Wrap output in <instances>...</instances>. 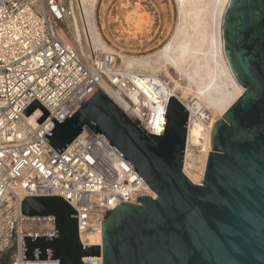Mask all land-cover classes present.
I'll use <instances>...</instances> for the list:
<instances>
[{
  "label": "water",
  "instance_id": "obj_1",
  "mask_svg": "<svg viewBox=\"0 0 264 264\" xmlns=\"http://www.w3.org/2000/svg\"><path fill=\"white\" fill-rule=\"evenodd\" d=\"M223 54L244 90L211 130L201 186L182 174L188 111L171 97L160 136L136 127L96 88L42 139L59 155L82 132L101 135L145 181L156 199L122 203L101 222L102 245L82 246L77 214L62 197H26L25 217L52 216L54 237H22L23 261L83 264H264V0H230L222 25ZM41 124L48 114L37 103ZM15 242L14 230L8 255ZM3 253V252H1ZM5 260V262H6Z\"/></svg>",
  "mask_w": 264,
  "mask_h": 264
},
{
  "label": "built area",
  "instance_id": "obj_2",
  "mask_svg": "<svg viewBox=\"0 0 264 264\" xmlns=\"http://www.w3.org/2000/svg\"><path fill=\"white\" fill-rule=\"evenodd\" d=\"M77 27L80 42L74 37ZM135 82H145L143 75L122 70L114 54L94 50L76 0H0V224L11 211L9 204L14 213L7 236L0 240V253L8 248L13 229L11 264H59L49 260V252L47 260L38 261V250L35 261L22 259V237L34 242L35 237L55 236L52 216L21 214L26 197H62L77 214L82 246L81 235L101 234L104 215L119 204L156 199L101 135L83 130L59 155L42 139L54 129L53 118L62 123L100 84L125 100L127 110L115 105L136 127L160 136L167 104L159 114L148 109L138 114L130 99L138 90ZM177 101L188 111L182 174L201 186L207 160L201 146L188 142V131L193 122L206 128L209 115L202 107L193 110L191 103ZM33 103L48 114L41 124L39 109L25 114ZM35 112L39 115L31 119ZM82 263L102 264V258H83Z\"/></svg>",
  "mask_w": 264,
  "mask_h": 264
},
{
  "label": "bare ground",
  "instance_id": "obj_3",
  "mask_svg": "<svg viewBox=\"0 0 264 264\" xmlns=\"http://www.w3.org/2000/svg\"><path fill=\"white\" fill-rule=\"evenodd\" d=\"M76 1L81 6L94 50L114 54L122 70L132 75H143L145 82H135L138 90L130 95L133 109L138 114L141 115L145 109L158 114L163 112L173 96L191 103L193 110L202 107L208 112L206 128L193 122L188 131V142L203 148L205 162L211 152L213 125L244 91L232 76L223 54L221 25L230 0H175L177 22L170 41L154 55L139 58L115 53L106 45L99 29L102 27L98 28L96 23L100 0ZM74 37L80 42L78 27ZM170 71L176 78L170 75ZM98 88L118 107L128 109L129 105L109 85L100 84ZM38 115L35 112L31 119ZM8 209L11 211H7L3 224H0V240L7 236L12 224L14 213L10 204ZM81 241L86 246H100L102 233L81 235Z\"/></svg>",
  "mask_w": 264,
  "mask_h": 264
},
{
  "label": "rangeland",
  "instance_id": "obj_4",
  "mask_svg": "<svg viewBox=\"0 0 264 264\" xmlns=\"http://www.w3.org/2000/svg\"><path fill=\"white\" fill-rule=\"evenodd\" d=\"M175 3V0H100L96 23L98 28L102 27L99 28L102 38L113 52L133 58L149 57L171 39L177 22ZM170 75L176 78L172 71ZM13 255L12 248L6 264H11Z\"/></svg>",
  "mask_w": 264,
  "mask_h": 264
},
{
  "label": "flooded vegetation",
  "instance_id": "obj_5",
  "mask_svg": "<svg viewBox=\"0 0 264 264\" xmlns=\"http://www.w3.org/2000/svg\"><path fill=\"white\" fill-rule=\"evenodd\" d=\"M6 252L0 253V264H6L5 260H6Z\"/></svg>",
  "mask_w": 264,
  "mask_h": 264
}]
</instances>
